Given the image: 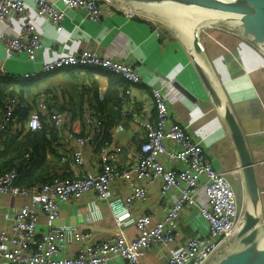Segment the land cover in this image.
<instances>
[{"label": "built area", "instance_id": "2783aa9c", "mask_svg": "<svg viewBox=\"0 0 264 264\" xmlns=\"http://www.w3.org/2000/svg\"><path fill=\"white\" fill-rule=\"evenodd\" d=\"M104 3L125 12L129 18L158 19L127 0H36L33 15L23 0H0L1 23L12 29L11 20L22 19L15 34L1 35L4 61L22 57L29 62L37 59L44 47L35 26L37 17L48 19L62 32L68 10L83 11L89 21L101 23ZM156 24L158 29H163L160 22ZM4 61H0V78L11 77L13 81L39 80L76 68L105 71L123 79L128 83L125 100L112 105V109L142 130L143 142L132 164L119 163L124 148L116 143L112 145L114 132L110 136L112 142H101L104 116L90 97L84 99L81 111L77 112L84 126L83 136H76L68 129L75 118L72 110L61 109L45 97L8 98L0 113V137L9 131L23 135L21 138L32 136L49 124L56 138L67 134L68 142L74 141L77 145V149L62 156L63 161H71L73 168H81L83 148H97L100 172L55 175L46 182L28 186L18 183L21 178L18 168L0 173V264H111L115 258H120L123 264H152L153 249L159 253L155 264H213L239 246L237 234L246 208L229 173L216 170L203 142L172 116L165 97L166 84L151 89L155 115L147 117L129 109L133 89L143 84L142 76L131 63L95 50H83L63 53L37 71L10 74ZM98 98L104 100L103 95ZM24 115L23 127L19 120ZM118 130H125L124 125H118ZM30 158V153L25 154L24 160ZM117 184H126L129 193L114 195ZM155 187L162 198L163 217L156 219L149 213L135 215L132 206L137 201L148 200ZM88 196L93 197L87 203L88 213L96 221L102 217L99 202L107 204L118 231L116 235L99 240L91 231L61 223V205L79 202ZM201 196L205 198L204 204L198 202ZM192 206L199 208L207 230L187 239L173 251L171 246L179 236V219ZM131 227L139 232L135 239L127 238L124 233V229Z\"/></svg>", "mask_w": 264, "mask_h": 264}, {"label": "crops", "instance_id": "0c3cea01", "mask_svg": "<svg viewBox=\"0 0 264 264\" xmlns=\"http://www.w3.org/2000/svg\"><path fill=\"white\" fill-rule=\"evenodd\" d=\"M23 1L28 12L33 15L36 0ZM196 18V29L202 33L200 23L207 21H201L200 17ZM155 21L140 16L129 18L125 12L107 3H104V17L99 24L89 21L83 11L68 10L62 32H58L48 19L37 17L35 26L43 39L44 47L34 62H29L23 57L4 61L5 51L1 35L15 34L22 19L11 20L12 29L0 22V61H4L8 73L23 74L40 70L44 63L59 58L63 53L75 54L83 50H95L107 57L133 64L142 76L143 84L133 89L129 109L153 117L155 109L150 101L151 89L166 84L165 97L172 116L188 126L194 138L203 142L205 152L216 170L229 173L230 180L238 192L239 187L245 188L246 175L233 137L220 112L218 96H223L242 130L250 161L254 165L259 191L258 208L262 211L264 223V53L231 24L207 27L205 36L200 34V42L205 52L203 53L205 56L202 57L204 71L200 72L191 59L188 46L164 28L158 29ZM110 79L105 71L88 68L69 69L47 76L38 82L45 95L33 89L24 97L28 100L45 97L59 108L69 110L72 107L77 108L75 118L68 129L79 136L85 134V131L77 112L80 111L78 108L82 106L85 98L90 97L93 101L97 92V95H103L104 99L111 95L109 98L111 105L120 104L125 100L128 83L117 78L122 80L123 84L112 87ZM114 112L117 114L113 113V117L110 114L111 123L113 121L114 125L109 131L110 136L114 132V142L111 138L107 142H112L113 146L119 144L124 148V153L118 158L119 163L132 164L135 152L143 142L142 130L128 119H124L120 112ZM24 119L22 117L19 120L22 126ZM120 124L124 125L125 130H118ZM47 125L40 133H45L48 139L54 138L49 124ZM14 135L23 136L19 133ZM56 139L57 153L61 156L77 149L74 141L68 142L67 134L61 139ZM83 152L84 164L81 168H73L71 164L59 162L54 155L48 153V174L74 176L85 171L100 172L97 148L86 146ZM19 160L12 169L17 168ZM129 191L126 184H117L113 193L122 195ZM91 199L93 197L88 196L79 202L62 204L61 223L91 231L99 240L116 235L118 231L115 228V221L105 202H99L102 217L97 221L90 217L87 203ZM198 202L204 204L205 198L201 196ZM162 204L160 191L155 187L151 189L148 200L137 201L132 206V212L135 215L149 213L160 219L164 214ZM206 230L207 225L200 215L199 208L196 206L187 208L179 219V236L171 249L173 251L179 249L187 239L198 233H205ZM124 233L127 238L135 239L139 232L131 227L124 229ZM158 259L159 253L153 249L150 252L151 263L155 264ZM111 264L123 262L120 258H115Z\"/></svg>", "mask_w": 264, "mask_h": 264}, {"label": "water", "instance_id": "95a60500", "mask_svg": "<svg viewBox=\"0 0 264 264\" xmlns=\"http://www.w3.org/2000/svg\"><path fill=\"white\" fill-rule=\"evenodd\" d=\"M132 6L156 12L176 23L200 15L212 25L231 24L244 38L264 53V0H127ZM169 21H164L165 23ZM212 27V26H211ZM192 61L203 72L202 57L195 54ZM220 112L233 137L246 175L249 207L245 209L242 226L237 234L239 246L213 264H264V223L258 208L259 193L254 165L237 120L223 96ZM222 100V101H221ZM246 189V190H247Z\"/></svg>", "mask_w": 264, "mask_h": 264}, {"label": "trees", "instance_id": "16d2710c", "mask_svg": "<svg viewBox=\"0 0 264 264\" xmlns=\"http://www.w3.org/2000/svg\"><path fill=\"white\" fill-rule=\"evenodd\" d=\"M108 73V72H107ZM111 77L110 84L113 87H117L120 84H123L122 80H119L117 76L108 73ZM39 80H30V81H13V78H0V113L3 109L5 101L12 97L18 96L23 100L25 99L26 93H31L33 89L41 92V95H45L44 89L39 86ZM98 93L95 92V98L93 99L94 106L98 109V111L103 114V129H102V143L110 140V128L114 125L113 121L111 123V117L114 116L113 113L117 114L113 111L112 105L110 103L111 97L107 96L104 100H100L98 98ZM39 95V94H38ZM40 95V96H41ZM36 96V95H35ZM33 96V97H35ZM64 109V108H61ZM75 109V110H74ZM77 108L72 107L70 110L76 112ZM81 111V107L78 108ZM25 118V115H24ZM109 119V121H108ZM43 132V131H41ZM45 133H37L35 135H27L21 138L18 135L12 134L9 131L4 136L0 137V173L7 172L16 166V161L21 159V162L17 164V168L21 173V178L18 183L20 185H34L46 182L51 179H48V169H49V161H48V153L52 156L54 155L59 162H62V156L57 153V139L49 138V140ZM79 135V136H83ZM29 136L31 138H29ZM25 138V139H24ZM56 147V149H55ZM30 153L31 158L29 160L24 161L23 157L25 154ZM71 161H63L64 164H70Z\"/></svg>", "mask_w": 264, "mask_h": 264}, {"label": "rangeland", "instance_id": "374dc122", "mask_svg": "<svg viewBox=\"0 0 264 264\" xmlns=\"http://www.w3.org/2000/svg\"><path fill=\"white\" fill-rule=\"evenodd\" d=\"M147 13L151 17H157L158 19L160 18L162 20L169 21V20H167V18L165 19V17L163 15L159 14V13L151 12V11H149V12L147 11ZM192 18L193 17L190 16V19L191 20L190 19L189 20L191 22L193 21ZM158 19H154V20H156V22H160V24L163 26L164 30L168 31L170 34H172V36L178 38L179 40H182L186 44V46H188L187 48L190 47V49H191L193 47V43L192 42H189L188 39H187V37H190L194 41V44L198 47V49L202 53L205 54L204 48L202 47L201 42H200V34H201V36L204 37L205 34L207 33V30H208V29H205V28L211 27V26L214 27V25H212V23H210V22L200 23V26H202V28H204V29H202V33L200 32L199 34H194L196 31H193L191 33V32H189V31H187V30L184 29V27L182 25L183 22H181V23H178V22L173 23V22L169 21L170 24H168V22L167 23H164V22H162V21H160ZM193 22L196 23L197 21H193ZM197 37H198V39H197ZM191 59H192V57H191ZM30 99H32V98H30ZM51 176H50V174H48V177L47 178L50 179ZM247 192H248V189L246 190V187H245V189L242 188V187H239L238 188V192H237L238 197L240 199V202H241V204L245 208H248L249 207V199H248V196H247Z\"/></svg>", "mask_w": 264, "mask_h": 264}, {"label": "bare ground", "instance_id": "6f19581e", "mask_svg": "<svg viewBox=\"0 0 264 264\" xmlns=\"http://www.w3.org/2000/svg\"><path fill=\"white\" fill-rule=\"evenodd\" d=\"M196 17H200V15H194L193 16V18H192V20L193 21H197V18ZM191 20V19H190ZM189 19H186L185 21H183V27H184V29L185 30H187V31H189V32H193V31H196L194 34H199L200 32H201V30H196V23H194L193 21L191 22ZM200 20L201 21H205V20H202L201 18H200ZM207 22H210V20L209 21H207ZM178 23H181V22H178ZM204 29V28H203ZM206 29V28H205ZM185 34V33H184ZM186 35V34H185ZM187 37V36H186ZM199 37V36H198ZM198 37H197V39H198ZM187 38H189L190 40H192L190 37H187ZM193 41V40H192ZM193 43H194V41H193ZM194 45V47H192L191 49H190V47H189V51H190V55H191V57H193L195 54H198V55H200L201 57H204L205 55L198 49V47L195 45V44H193ZM211 79H212V77H211ZM239 163H237V165H238ZM239 171V170H238ZM241 173V172H240ZM242 174V173H241ZM243 175V174H242ZM233 177V176H232ZM237 177V176H236ZM244 178V177H243ZM243 181V180H242ZM238 185V184H237ZM245 187H246V189H247V186L245 185ZM238 188V187H237ZM245 189V188H244ZM259 192V191H258ZM242 193V192H241ZM247 196H248V199H249V195H248V192H247ZM247 199V200H248ZM247 209V208H246ZM243 223V222H242Z\"/></svg>", "mask_w": 264, "mask_h": 264}]
</instances>
